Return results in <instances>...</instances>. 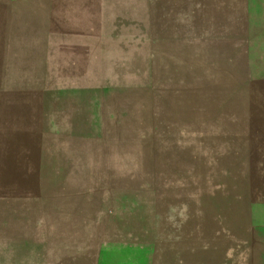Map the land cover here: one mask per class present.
<instances>
[{
    "label": "rangeland",
    "instance_id": "obj_1",
    "mask_svg": "<svg viewBox=\"0 0 264 264\" xmlns=\"http://www.w3.org/2000/svg\"><path fill=\"white\" fill-rule=\"evenodd\" d=\"M238 6L264 0H0V264H264Z\"/></svg>",
    "mask_w": 264,
    "mask_h": 264
},
{
    "label": "crops",
    "instance_id": "obj_2",
    "mask_svg": "<svg viewBox=\"0 0 264 264\" xmlns=\"http://www.w3.org/2000/svg\"><path fill=\"white\" fill-rule=\"evenodd\" d=\"M236 7L232 6L234 10ZM237 13L239 24L229 31L235 42L264 43V6H238Z\"/></svg>",
    "mask_w": 264,
    "mask_h": 264
}]
</instances>
